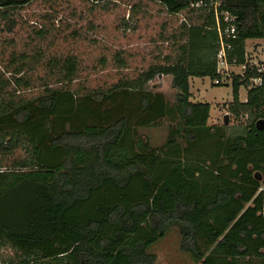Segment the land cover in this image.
Returning a JSON list of instances; mask_svg holds the SVG:
<instances>
[{"label": "trees", "instance_id": "16d2710c", "mask_svg": "<svg viewBox=\"0 0 264 264\" xmlns=\"http://www.w3.org/2000/svg\"><path fill=\"white\" fill-rule=\"evenodd\" d=\"M32 1L0 0V16ZM155 1L170 13L198 10L199 23L183 24L172 59L134 77L74 88L77 61L52 58L54 81L27 93L25 68L11 80L0 72V247L16 254L8 264H153L148 248L172 227L196 264H264V71L232 76L229 112L249 116L241 133L209 125L210 105L190 100L189 78L220 77L210 0ZM219 2L236 18L228 58L243 64L245 41L264 39V0ZM160 77H171L172 102L148 88ZM164 121L167 139L153 147L139 130Z\"/></svg>", "mask_w": 264, "mask_h": 264}, {"label": "rangeland", "instance_id": "374dc122", "mask_svg": "<svg viewBox=\"0 0 264 264\" xmlns=\"http://www.w3.org/2000/svg\"><path fill=\"white\" fill-rule=\"evenodd\" d=\"M198 15V10L187 9L170 13L155 0H34L9 11L5 18L0 16V72L11 80L14 68H25L18 75L30 79V88L21 92L35 93L46 81H54L46 77L49 59L70 56L78 67L72 87L105 90L119 78L134 77L152 64L164 63L166 57L172 59L184 40L183 24L199 23ZM245 51L249 62L261 66L264 39L246 40ZM238 71L233 68V74ZM223 82L216 85L209 77H194L190 81L191 101L209 103V125L224 126L228 135L241 133L249 116L229 112L231 82ZM149 87L173 101L169 77L155 78ZM238 94L239 100L245 101L247 88L241 87ZM225 114L227 125L223 123ZM169 125L164 121L156 127L142 128L139 133L151 146L158 147L166 141ZM19 155L24 152L18 150L16 156ZM260 183L264 187V175ZM148 251L155 255L153 264H196L179 249L176 227L170 228ZM15 255L10 245L0 247V264H8Z\"/></svg>", "mask_w": 264, "mask_h": 264}, {"label": "built area", "instance_id": "2783aa9c", "mask_svg": "<svg viewBox=\"0 0 264 264\" xmlns=\"http://www.w3.org/2000/svg\"><path fill=\"white\" fill-rule=\"evenodd\" d=\"M219 0H210V5L214 11L215 30L219 36V45L216 53V73L220 77L215 78L213 83L216 85L222 84L223 81H232L234 74L243 75L247 66H255L258 71L263 72L264 66H259L257 62H249L247 52L245 51V62L243 64H236L235 58L230 62L228 58V50L231 49V44L226 39H234L236 36L235 16L230 15L228 12H218L217 7L219 6ZM205 3L203 0H199L196 3H191L190 8H199ZM222 17V18H220ZM221 20L224 23L222 27ZM233 68H239L238 73L233 74ZM262 79L260 76L253 77L250 80V87L260 86ZM225 83V82H223Z\"/></svg>", "mask_w": 264, "mask_h": 264}, {"label": "water", "instance_id": "95a60500", "mask_svg": "<svg viewBox=\"0 0 264 264\" xmlns=\"http://www.w3.org/2000/svg\"><path fill=\"white\" fill-rule=\"evenodd\" d=\"M223 123L224 125H227L228 124V114H225L224 117H223Z\"/></svg>", "mask_w": 264, "mask_h": 264}, {"label": "crops", "instance_id": "0c3cea01", "mask_svg": "<svg viewBox=\"0 0 264 264\" xmlns=\"http://www.w3.org/2000/svg\"><path fill=\"white\" fill-rule=\"evenodd\" d=\"M170 78V80H171V77H169ZM194 77H190L189 78V86H190V81L193 79ZM190 100H191V97H190ZM264 175V174H263ZM263 175H262V177H263ZM262 177H261V179H262Z\"/></svg>", "mask_w": 264, "mask_h": 264}, {"label": "flooded vegetation", "instance_id": "af4514ba", "mask_svg": "<svg viewBox=\"0 0 264 264\" xmlns=\"http://www.w3.org/2000/svg\"><path fill=\"white\" fill-rule=\"evenodd\" d=\"M264 188V187H263Z\"/></svg>", "mask_w": 264, "mask_h": 264}]
</instances>
